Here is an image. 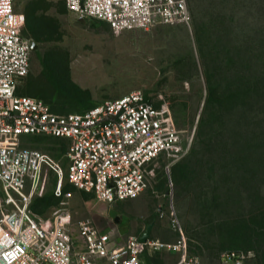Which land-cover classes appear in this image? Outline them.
Returning a JSON list of instances; mask_svg holds the SVG:
<instances>
[{
  "label": "rangeland",
  "instance_id": "rangeland-1",
  "mask_svg": "<svg viewBox=\"0 0 264 264\" xmlns=\"http://www.w3.org/2000/svg\"><path fill=\"white\" fill-rule=\"evenodd\" d=\"M188 5L190 25L179 21L117 32L107 21L80 18L65 0H15L18 11L35 13L40 35L33 37L37 47L19 91L43 98L59 113L137 89L157 104L167 101L190 149L174 163L157 161L148 187L114 208L125 220L130 216L136 236L150 229L153 239L183 237L188 253L204 264H223L228 250L249 253L244 264H264V101L247 110L228 98L206 122L203 143L196 135L208 93L204 61L223 85L235 78L236 59L245 60L249 52L244 38L250 26L264 28V0ZM24 34L32 35L27 29ZM21 142L60 162L64 190L73 191L70 199L58 197V177L49 171L32 204L37 221L51 223L66 210L76 232L80 221L102 212L94 194L77 191L67 178V140L25 135ZM1 196L0 190V214ZM182 255L166 248L146 251L142 264H182Z\"/></svg>",
  "mask_w": 264,
  "mask_h": 264
},
{
  "label": "built area",
  "instance_id": "built-area-1",
  "mask_svg": "<svg viewBox=\"0 0 264 264\" xmlns=\"http://www.w3.org/2000/svg\"><path fill=\"white\" fill-rule=\"evenodd\" d=\"M80 18L110 23L114 31L148 29L160 23L192 22L188 0H65ZM25 14L15 0H0V264H142L146 251L182 252V264H204L187 250V241L166 242L131 235L119 240L92 218L75 232L69 211L41 223L32 213L35 195L49 171L55 172L58 197L64 190V167L49 154L28 146L25 135H46L69 142L67 178L79 192L114 203L139 196L150 184L154 164L174 163L190 149L170 104H157L142 90L68 113L54 111L43 98L19 87L32 62V37L24 34ZM247 252L222 253L223 264H244Z\"/></svg>",
  "mask_w": 264,
  "mask_h": 264
},
{
  "label": "trees",
  "instance_id": "trees-1",
  "mask_svg": "<svg viewBox=\"0 0 264 264\" xmlns=\"http://www.w3.org/2000/svg\"><path fill=\"white\" fill-rule=\"evenodd\" d=\"M25 19L26 26L24 31L26 29L29 30L32 34L29 36L32 38L40 37L37 32V17L35 13L31 10L26 11ZM261 32L263 33L262 35H260ZM244 39L248 44L249 52L247 53V58L245 60L241 57L236 59V64L234 63L235 78L224 85L213 77L209 63L204 61L208 93L196 130L200 143H203L201 136H203L206 122L209 117L220 110L226 99H231L238 107L247 110L253 108L259 102L263 104L264 98L262 101L259 100L264 94V28L261 24L252 23L250 32L246 33ZM198 40L201 43L200 37H198ZM211 107L213 109H210Z\"/></svg>",
  "mask_w": 264,
  "mask_h": 264
},
{
  "label": "crops",
  "instance_id": "crops-1",
  "mask_svg": "<svg viewBox=\"0 0 264 264\" xmlns=\"http://www.w3.org/2000/svg\"><path fill=\"white\" fill-rule=\"evenodd\" d=\"M119 201H123V200H119ZM119 201H116L114 203H108L105 201H100L99 205L103 209L102 212H100L101 215L99 213L93 212L92 213L93 214L92 219L104 230H109L110 228L118 230L119 231V240L121 242H125V240L129 236L136 235L135 230H134L135 226H134V228L132 227L130 216H128V218H126V220H125V218H124L125 215L122 214V212H119V210H116V208H114V206H117V202H119ZM112 221H115L116 224H113ZM123 221H125V222H123ZM149 232H150V230H149ZM143 234L141 233V234H138L137 236L141 237ZM148 236H149V234H148Z\"/></svg>",
  "mask_w": 264,
  "mask_h": 264
},
{
  "label": "water",
  "instance_id": "water-1",
  "mask_svg": "<svg viewBox=\"0 0 264 264\" xmlns=\"http://www.w3.org/2000/svg\"><path fill=\"white\" fill-rule=\"evenodd\" d=\"M37 47V43L34 41L33 43H32V49H35ZM149 230L150 229H148L141 237H140V239L141 240H145L147 237H148V234H149Z\"/></svg>",
  "mask_w": 264,
  "mask_h": 264
}]
</instances>
